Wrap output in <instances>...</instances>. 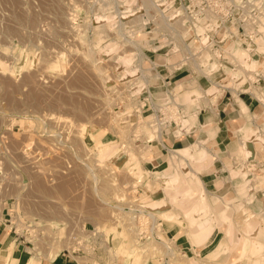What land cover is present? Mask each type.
I'll list each match as a JSON object with an SVG mask.
<instances>
[{
  "label": "rangeland",
  "instance_id": "1",
  "mask_svg": "<svg viewBox=\"0 0 264 264\" xmlns=\"http://www.w3.org/2000/svg\"><path fill=\"white\" fill-rule=\"evenodd\" d=\"M175 1L0 0V195L3 204L7 206L9 201L10 206L14 205L13 228L22 235L25 261L40 264L59 253L74 252L81 256V264H145L148 256L162 257L161 264H264V205L258 210L254 207L255 192L264 189V178H260L263 174L259 168L246 167L252 162L249 158L264 150V125L262 130L248 126L243 131L247 135L244 141H250L255 151L240 149L242 153L235 159L234 165L244 168L245 176L241 178L240 170L236 177L232 176L238 179L233 184L241 198L226 204L231 214L229 221L219 217L226 209L214 213L212 205L219 198L207 196L200 176L198 184L189 175L184 176L185 171L200 170V165L207 162L205 140L193 155L179 151L187 147L166 149L168 163L160 168L153 167L150 147L143 143L161 141V130L154 122L148 124L150 119L140 121L135 113L136 90L129 92L128 81L143 78L146 83L144 75L135 79L140 62L148 57L146 49L157 47L165 33L177 40L175 23L167 20L178 7L179 1ZM217 1L226 6L224 0ZM236 1L248 10L258 3ZM208 3L210 0H204V5ZM170 25L172 28H167ZM230 34L232 37L226 38L227 52L234 56L230 61L244 67L235 55L241 49L249 62L254 59L251 68L255 70L257 58L264 61V55L248 54L244 44L240 45L243 39L239 32ZM145 67L149 77L156 75L155 71L147 72L149 66ZM237 69L227 70L230 77L234 73L230 82L226 77L228 80L219 84L225 76L217 71L210 79L202 78V87L186 84L180 85L183 89H175L177 102L185 106L188 117L181 120L179 127L187 121V131L192 129L197 122L192 108L200 102L207 107V101L214 100L210 93L222 92L221 87L238 88L240 81L234 78ZM247 75L251 74L243 72L242 78ZM246 88L253 100L264 107V80L259 86ZM186 89L198 92L192 95ZM236 101L243 110L245 102L239 97ZM246 107L243 115L248 114ZM178 153H185L181 161L189 159L185 164L193 168L183 170L185 165L175 159ZM172 156L175 169L170 162ZM198 188L206 192L202 195L207 194L208 208L198 211L202 222L192 218L190 223L183 213L200 199ZM164 190L177 195L189 192L188 197L193 199L188 208L174 206L178 209L174 215ZM151 197H163L161 201L154 200L160 202L158 208L151 205L148 209L154 214L171 210L167 215L171 218L160 214L155 218L170 223L172 233L185 228L182 235L190 250L178 247L177 237L164 238V242L139 239V225L132 221L127 208L131 201L143 203ZM225 223L228 225L221 228ZM218 227L216 241L206 243ZM143 228L149 236V224ZM243 235L250 238L248 248L239 244ZM252 236L261 241L260 249L251 245ZM204 243L205 249L200 247ZM16 263L12 256L9 264Z\"/></svg>",
  "mask_w": 264,
  "mask_h": 264
},
{
  "label": "crops",
  "instance_id": "2",
  "mask_svg": "<svg viewBox=\"0 0 264 264\" xmlns=\"http://www.w3.org/2000/svg\"><path fill=\"white\" fill-rule=\"evenodd\" d=\"M147 54L148 58L156 64L154 69L156 75L150 77V82L153 80L156 81L154 84L151 83L150 85V91L154 97L164 98L166 90H170L171 87L173 85L176 86L177 83H182L183 85L196 84L198 87H202V78L195 77L192 71L188 69L178 71L169 70L172 63L179 60L178 55H173L166 59L161 53L159 54L147 50ZM190 91L192 95L198 92L197 89L185 90L187 93ZM236 94V96H234V94L231 96L217 94L213 97L214 100L207 101V107L201 102L199 105H195L192 109L197 113V122L192 125L193 127L189 132H182L179 136H176L175 131L166 130L161 141L143 142L146 146L150 147L148 151L151 164L155 168H160L162 166H167V148L179 149L192 147L193 145L200 148L202 146V142L200 141L202 137H205L206 140L203 146L208 151L209 157L204 165H200L199 176L208 192V196L212 199L219 198V200L215 201L212 205L214 213L217 214L226 209L227 203L241 198L239 196V191L233 184V182L238 179L232 178V176L236 177V173H238L239 170L241 178L245 176V171L242 167L234 165L235 159L240 152L239 149H241L242 143L244 142L243 138H247V135L245 136V132L243 131H245L248 126L262 130V126L264 125V107L261 105V102L253 100L249 94ZM236 97H239L245 102L248 107V114H242ZM236 134L239 135L237 136ZM246 146L252 145L251 143H247ZM249 160H252V162L246 167L255 166L259 168V171L263 174L260 178H264V150L258 151L256 157L253 159L249 158ZM255 197L256 204L253 206L258 210L261 208L260 205H264V189L257 190L255 192ZM151 198L146 200V203L152 204L154 200H163V197L160 199ZM7 203V206L3 204V196L0 195V264H5L7 262L11 250L13 258L17 261L16 264H28L29 261H25L27 256H25V247L22 246L24 243L22 235L13 228L14 214H16L15 209H13L14 205L10 206L9 201H7ZM220 203H222L221 209H218ZM164 223L162 232L163 238L169 240L177 237L176 244L178 247L182 250H190L189 247H185L188 240L182 235L183 231L185 233V228L180 227L177 231L172 233L173 226H171L170 223ZM227 225L228 224L225 223L221 228ZM219 229V227L216 228L213 235L206 243L216 241L218 236L217 233H220ZM206 243L200 247L205 249ZM149 257L150 256H148L145 264H156L155 262L161 264L160 262L162 259L160 257L155 256L156 259H154V257L149 259ZM80 258L81 256L75 255L74 252L59 253L49 261H41L40 264H81Z\"/></svg>",
  "mask_w": 264,
  "mask_h": 264
},
{
  "label": "built area",
  "instance_id": "3",
  "mask_svg": "<svg viewBox=\"0 0 264 264\" xmlns=\"http://www.w3.org/2000/svg\"><path fill=\"white\" fill-rule=\"evenodd\" d=\"M177 1H179L177 9L167 18L169 22L172 21L171 23L181 22L177 26L173 24L175 26L173 29L177 30V40H173V37L171 38L168 33H165V38L162 42L160 41L161 43L157 47L146 49V51L161 53L166 59L178 55L179 60L172 63L170 68L175 67L176 64L173 71L188 69L197 78L210 79L217 71H222L226 78L228 77L227 70H236V68L241 70V72L235 73L237 82L240 81L243 72L251 74L247 75L249 84L231 89L221 87L224 89L222 92L229 96L233 93L247 95L249 94L247 85L259 86L263 82L264 72L248 70L245 68L246 63H243L239 58L237 60L241 66H244L243 68L230 61L234 56L227 52L229 48L227 43L229 37H232L230 33L239 32L243 39L240 45L244 44L243 48L248 50V54L255 52L258 55H264L257 51L259 45L264 44V0H258L256 7L249 10L245 9V6H241L240 2L237 3L236 0L234 3L231 0H224L225 7L219 5L217 0H210L207 5H204V0H176L175 2ZM248 1L250 2V0ZM177 18L180 21H177ZM169 27L172 28L171 25L167 28ZM261 58L264 59V56ZM258 60L260 61V57ZM231 78L233 77L231 76ZM150 88L151 86L135 96L138 100L135 113L140 114L143 110L144 115L150 113L156 124L163 126L164 129L177 127L178 120L185 116V107L177 102L174 93L175 87L166 90V95L162 99L154 98ZM127 209L131 212L134 222L139 225V239L146 240L151 237L146 235L145 228L141 230L144 224H149L148 211L141 206L138 200L129 202ZM166 259L169 258L166 256Z\"/></svg>",
  "mask_w": 264,
  "mask_h": 264
},
{
  "label": "bare ground",
  "instance_id": "4",
  "mask_svg": "<svg viewBox=\"0 0 264 264\" xmlns=\"http://www.w3.org/2000/svg\"><path fill=\"white\" fill-rule=\"evenodd\" d=\"M165 11V10H164ZM161 12L163 13V8L161 9ZM177 21H180V19L179 18H177L176 19ZM172 22V21H171ZM232 48V47H231ZM263 50H264V44H261V45H259V47H258V52H261V53H263ZM235 55L236 56H238L239 57V59H243V63H246V67L245 68H247L248 70H251V71H258V69L260 70V71H264V61H259L258 60V58H257V61H256V68H255V70H253V68H251V65H252V63H253V58L250 60V62H249V56H247V54L245 53V52H243V50H237L236 51V53H235ZM147 57V56H146ZM249 62V63H248ZM140 67H138L137 68V70L139 69L140 70V73L138 72V74L135 76V79H138L139 77H140V74H141V76L142 75H144L146 78V80H147V82L145 83L144 82V80H143V78H141L140 80H138V81H136L135 82V80L133 79V80H130V81H128V82H131V84H129V86H130V90H129V92L130 93H132V90L134 89V90H136V94H135V96H138L141 92H143L144 90H147L149 87H150V85H151V82H150V77H149V75H147L146 73H145V69H146V67L145 66H147V68H148V66H149V70L147 71V72H152V71H154V69H155V67H156V64L154 63V62H152L148 57L145 59V60H143L142 62H140ZM174 66V65H173ZM175 67H176V64H175ZM175 67H172V68H169V70L170 71H173L174 69H175ZM237 72H241V70L239 69ZM237 72H235V73H237ZM230 73H228V77L230 78L229 79V82H230V80H231V77H230V75H229ZM234 74V73H233ZM233 74H231V76L233 75ZM143 77V76H142ZM235 78V77H234ZM142 80V81H141ZM226 80H228V78H224V79H222L221 81L219 80L218 82H219V84L221 83V82H226ZM246 81H247V78L246 79H243L242 78V76H241V79H240V83L238 84V85H243V84H245L246 83ZM133 82V83H132ZM229 82H227L228 84H229ZM182 83H177L176 84V87H175V89H179V87H182V86H180ZM215 84V83H214ZM183 85V84H182ZM216 88H217V84H215L214 85ZM211 88V87H210ZM175 89H174V91H175ZM182 89H183V87H182ZM248 89V88H247ZM207 93V92H206ZM217 94H224V92H217V91H215V92H212V93H210V95L212 96V98L211 99H214L213 97L215 96V95H217ZM234 94V93H233ZM165 97V96H164ZM157 99H162V98H157ZM193 99H195V98H193ZM210 99V100H211ZM242 101V100H241ZM242 104H244V103H242ZM246 105H244V106H242L243 107V110H242V108L240 109V111L241 112H243L244 110H246V109H244V107H245ZM185 107V106H184ZM154 108L156 109V107L154 106ZM240 108V107H239ZM247 108V107H246ZM131 109V108H130ZM140 111H141V109H140ZM144 111V110H143ZM143 111H141L140 112V114H137L138 115V117L140 118V121L142 122V121H145V120H147V119H150L149 121H148V124H151V122H154L155 124H154V126L156 125V122H155V120H153V117L150 115V116H144V114H143ZM246 112H248V111H246ZM245 113V112H244ZM146 115H148V114H146ZM186 118H188L187 117V115L185 114V116H183V117H181L179 120H178V126L177 127H171V128H165L164 129V127L163 126H159L158 128L161 130V135H160V137L162 138V135L164 134V132L166 131V130H168V131H172L173 130V128H179L176 132H175V134H176V136H179L182 132H188L187 131V127H189L188 125H187V121L186 122H184L185 124H182L180 127H179V124L181 123V120L182 119H186ZM146 122V121H145ZM190 124V123H189ZM124 128H126V126L124 127ZM189 129H191V128H189ZM260 131V130H259ZM163 132V133H162ZM261 139V138H260ZM203 140H206V139H204V138H202L201 139V141L200 142H202ZM262 142V141H261ZM247 143H251L250 141H244V143H242L243 145L241 146L242 148H241V151L242 152H244V151H248V152H253V151H255L254 149V147H253V145H252V143H251V145L252 146H246V144ZM192 146V145H191ZM189 148H191V149H189ZM192 148H194V149H192ZM240 148V147H239ZM168 149V148H167ZM196 149H198L197 148V146H192V147H187V148H184V149H180L179 151H182V152H187V154L188 155H193L194 154V152H195V150ZM262 149H264V148H262ZM178 151V152H179ZM239 151H240V149H239ZM242 152H240V153H242ZM246 152H245V154H246ZM257 153V152H256ZM255 153V154H256ZM183 154V155H182ZM182 154H180V153H178V154H176V155H178L177 156V158H176V156H175V159L177 160L178 158V161L180 160L181 161V159H180V157H181V155H182V157L181 158H183V156H184V154L185 153H182ZM250 154V153H249ZM132 155H134V153H132ZM134 156H136L137 157V155H134ZM134 156H131V160H132V158H134ZM206 158V157H205ZM174 157L172 156V160H170V162L172 163V165H173V163H175L174 162ZM187 160H189V159H186V160H184V162H182L181 161V164L182 165H185V166H183V170H185V168H193V167H191V165H188V164H185L186 162H187ZM205 160V159H204ZM204 160L202 161V162H204ZM207 160H208V158H207ZM134 161H135V159H134ZM148 161V160H147ZM190 161V160H189ZM210 161H211V158H210ZM169 162V163H170ZM132 163V162H131ZM209 163V162H208ZM180 164V165H181ZM203 164H205V163H203ZM175 165V164H174ZM173 165V166H174ZM175 167H177V165L176 166H174V169H175ZM173 168V167H172ZM178 169H179V167H178ZM178 169L175 171V170H172V171H175L174 173L175 174H177L178 173ZM244 169V168H243ZM180 170V169H179ZM189 170H191V171H185L184 172V176H188V177H191L193 180H195L196 181V183L198 184V181H200L201 182V180H200V178H199V175H198V173H196L197 171H199V170H196V169H189ZM190 172H191V174H190ZM169 173H173V172H169ZM237 174V173H236ZM235 175V174H234ZM193 176H194V178H193ZM252 181V180H251ZM136 183V182H135ZM135 183H134V185H133V187L135 186ZM166 183H167V180H166ZM195 183V182H194ZM137 185V184H136ZM199 185H201V183H199ZM257 186H259V185H257ZM163 187V186H162ZM165 187H167V186H165ZM169 187V188H168ZM167 188L168 189H171L172 187H170V186H168ZM199 187V186H198ZM256 187V186H255ZM255 187H253V188H255ZM176 188V186H173V190ZM183 189L184 188H186V187H182ZM201 188V187H200ZM200 188H198L197 189V191L196 192H198L199 193V197H200V199L198 200V201H196V203L193 205V207H192V209H190V210H188L186 213H183V215H184V217L185 218H188L189 220L190 219H196V220H198V223H199V216L197 215L198 214V211L201 209L202 210V207H204V206H206L207 205V203L205 204V201H206V199H205V196L207 195H202V193H206V192H203V191H200ZM188 189V188H187ZM201 189H203V188H201ZM262 189V188H261ZM189 190V189H188ZM165 192H166V196H168L165 200L167 201V203L170 205V206H172L173 207V209L171 208V210H173V213L171 212V210L170 211H164V213L162 212V213H159V214H154V213H152V211H150L149 209H151L152 207H151V205L153 206V207H155V208H158V206H160L159 204H160V202H158V201H154L152 204H149V205H146L147 203L146 202H143V203H141V206L144 208V209H146L147 211H148V215H147V217H148V219H149V231H150V234H149V236H151V237H148L147 238V240H146V242H148V241H152V240H156V241H161V242H164V238H163V234H162V232H163V222H160L159 220H157L155 217L157 216V215H159V216H166L165 218H171L170 216H168L167 217V215L168 214H174V215H176L177 214V212H175V211H178V209H176L174 206H177L178 207V205H180L181 207H185V208H188V203L190 202V201H192V199H193V197L191 198V197H188L189 195H187L189 192H187L186 194L185 193H178V195L176 194V193H174V194H169L170 192H168L167 190H164ZM204 191H206V189L204 188ZM172 192V191H171ZM238 192V191H237ZM192 194H194L193 193V191L191 192ZM197 196V195H196ZM195 196V197H196ZM208 196V195H207ZM190 200V201H189ZM249 201V200H248ZM132 202V201H131ZM208 202V201H207ZM242 202V201H241ZM240 202V203H241ZM239 204V203H238ZM241 205V204H240ZM179 206V207H180ZM230 206V205H229ZM207 208H208V206H206ZM206 207H204V208H206ZM230 207H232V206H230ZM149 208V209H148ZM243 208V207H242ZM180 209V208H179ZM228 209H229V207H227L226 208V210L224 211V212H222L220 215H219V217H221V218H223V219H225L226 220V218L228 219V217H230L229 215H231V214H229L228 213ZM243 209H245V208H243ZM204 210V209H203ZM232 210H233V208H232ZM231 210V211H232ZM206 211V210H205ZM234 211V210H233ZM232 211V212H233ZM204 212V211H203ZM129 213H130V217H132V215H131V212L129 211ZM200 213H202V212H200ZM203 214V213H202ZM205 214V213H204ZM246 214V213H245ZM206 215H208V213L206 214ZM206 215H203L202 217L203 218H205V219H207V216ZM234 215V214H233ZM254 217V216H253ZM153 219V220H152ZM205 219H203V220H205ZM247 219V218H246ZM163 220V219H162ZM168 220V219H167ZM166 220V221H167ZM188 220V221H189ZM220 220H222V219H219V221ZM132 221L134 222V220H133V218H132ZM153 221H155V223H153ZM157 221V222H156ZM193 222H194V220H192ZM228 221H229V219H228ZM246 221H248V220H246ZM245 221V222H246ZM190 223H192L191 222V220L189 221ZM200 222H202V221H200ZM216 222V221H215ZM198 223H195V224H197V225H199ZM223 223H224V220H223ZM194 224V225H195ZM212 224V223H211ZM191 225V224H190ZM196 225V226H197ZM191 227V226H190ZM221 227V226H220ZM210 228V227H209ZM208 228V229H209ZM237 229V228H236ZM212 230V229H211ZM228 231V230H227ZM226 232V231H225ZM245 235H247V233H245ZM245 235H243V237L241 238V241L239 242V244L240 243H242V247L244 248V247H247L248 246V243H249V241H250V238H247V236H245ZM224 237H225V235H223ZM159 238V239H158ZM208 239V238H207ZM207 239H205V240H207ZM221 239H223V238H221ZM258 238L256 237V236H252L251 237V245L253 246H257L258 248L259 247H262L261 245H259L258 246V243H260V244H262L261 243V241H256ZM222 241V240H221ZM225 241H226V239H225ZM223 243H224V241H223ZM227 243V242H226ZM197 244V243H196ZM200 244V243H199ZM228 244V243H227ZM221 245H224V244H222V242H221ZM220 245V246H221ZM226 245V244H225ZM227 245L225 246V248L224 249H227ZM199 248V247H198ZM248 248V247H247ZM251 248V247H250ZM217 249V248H216ZM223 249V250H224ZM260 249V248H259ZM218 250V249H217ZM252 252V251H251ZM224 253V252H223ZM260 255V254H259ZM11 257H12V250H11V252L9 253V258H8V260H7V262H8V264H9V262H10V260H11ZM216 257H218V256H216ZM261 259H263V258H261ZM256 260V259H255ZM135 261V260H134ZM251 261H252V259H251ZM254 261V260H253ZM7 262L5 263V264H7ZM252 263V262H251ZM258 263H260V261H258ZM257 263V264H258ZM4 264V263H3ZM28 264H39V261H29L28 262Z\"/></svg>",
  "mask_w": 264,
  "mask_h": 264
}]
</instances>
